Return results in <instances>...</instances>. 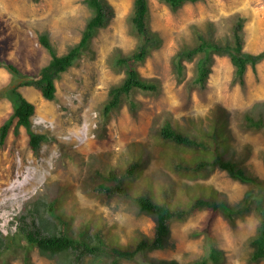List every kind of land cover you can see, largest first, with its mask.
I'll return each mask as SVG.
<instances>
[{
    "label": "rangeland",
    "instance_id": "1",
    "mask_svg": "<svg viewBox=\"0 0 264 264\" xmlns=\"http://www.w3.org/2000/svg\"><path fill=\"white\" fill-rule=\"evenodd\" d=\"M110 1L116 10L114 18L99 30L82 57L61 74L55 99L43 97L35 85L19 87L36 104L34 128L46 133L48 140L34 151L28 131L22 127L19 135L11 132L5 146L0 147V173L9 180L6 190L15 181L23 183L0 199V228L5 233L11 226L15 228L13 222L17 215L26 213V206L31 207L38 198L64 195V205L75 215V230L82 217L101 218L106 222V230L126 243L134 242L142 234L154 236L155 222L151 216L138 212L137 204L129 197L97 190L95 179L98 168L119 163L122 152L134 147L128 145L130 142L145 141L144 156L149 158L148 164L131 182L139 190L145 178L159 179L156 182L158 198L166 200L162 180L167 178L168 171L164 160L156 154L158 147L148 142L152 125L163 124L164 111L184 122L185 117L205 116L216 104L226 107L232 113L234 148L240 152L249 146L251 152L246 165L264 178V131L243 129L238 113L264 100V60L255 67L248 66L242 86L234 82L235 67L229 56L217 55L205 89L193 85L194 62H188L187 77L183 81L177 79L172 64L173 54L181 46L193 43V24L203 26L213 21L217 35L224 36L232 32L238 15L245 18L246 49L263 50L264 0H199L187 2L177 10L163 0H149V23L162 35L163 43L139 69L146 76L159 77L162 89L157 93L135 91L132 96L139 105L137 113L130 111L127 101L105 124L102 110L109 89L125 75L112 64V50L119 46L128 52L138 43L136 28L130 21L134 0ZM91 14L92 9L84 0H0V57L10 60L25 73L37 74L51 59L40 42V33L49 32L59 52L64 53L80 40ZM17 83V76L0 67V126L13 112L9 90ZM172 176L176 188L175 194L168 190L172 201L176 196L189 200L181 187L184 181L214 185L231 203L238 202L249 188L247 183L219 168L197 179L176 172ZM209 214V209H203L185 220H173L169 246L150 251L148 255L176 258L181 264H192L201 258L206 251L204 234L195 236L193 232L205 226ZM259 222V215L252 213L232 225L222 212L218 213L212 229L216 244L226 252L222 264H264V260L258 263L249 260L250 239ZM32 256L39 264H59L37 247L32 248ZM9 258L11 264H21L19 255L12 254ZM123 264H147V261L144 255H138L124 260Z\"/></svg>",
    "mask_w": 264,
    "mask_h": 264
},
{
    "label": "trees",
    "instance_id": "2",
    "mask_svg": "<svg viewBox=\"0 0 264 264\" xmlns=\"http://www.w3.org/2000/svg\"><path fill=\"white\" fill-rule=\"evenodd\" d=\"M84 1L92 9V14L80 40L66 52H59L49 32L40 33V42L50 53L51 59L37 74L25 73L10 60L0 57V67L7 68L18 77V83L9 90L14 109L0 126V147L5 146L11 132L19 135L22 127L28 131L29 144L34 151L39 150L48 140L46 133L34 128L36 104L19 87L35 85L46 99L56 98L57 80L61 74L82 57L99 30L106 27L116 14L115 6L110 0ZM163 1L171 9L177 10L187 2L199 0ZM149 12V0H134L130 21L136 28L137 46L128 52L119 46L112 50V64L123 70L125 75L109 89L102 110L105 124L127 101L130 111L134 115L137 113L139 105L132 96L135 91L157 93L162 89L159 77L146 76L139 69V65L163 43L162 35L149 23ZM192 32L195 36L193 43L181 46L173 54L172 64L177 79L183 81L187 77L188 62H194L193 85L196 88L207 87L217 55L229 56L235 67L234 82H240L242 86L245 85L248 66L255 67L264 60V49L259 52L246 49L245 18L241 15L235 19L230 34L218 36L213 21H207L203 26L193 24ZM238 113L241 118L239 124L243 129L264 131V100L241 109ZM164 114L161 126L152 125L148 142L158 147L156 154L164 160L168 171L167 178L162 180L166 200L158 198L160 193L156 182L159 179L145 178L139 190L131 182V178L141 175L148 164L149 158L144 156L145 141L130 142L128 145L134 147L122 152L119 163L98 168L95 179L97 190L109 195L129 197L137 204L138 212L151 216L155 222L154 236L142 234L134 242L126 243L120 236L107 231L106 222L101 218L82 217L75 230V215L69 213L64 205V195H57L52 199L40 197L31 207L26 206V213L17 215L13 222L16 224L14 229L11 226V230L5 233L0 228V263L11 264L9 255L13 254L21 257V264H39L32 256V248L37 247L43 255L55 258L59 264H123L124 260L135 259L138 255H144L147 264H181L176 258H156L148 254L169 246L173 220H185L203 209L210 210L209 217L205 226L195 230L193 235L204 234L206 251L192 264H222L225 260L226 252L216 244L212 229L220 212L232 225L252 213L259 215V226L250 239L252 249L249 260L254 263L264 260V178L246 165L251 152L249 146L240 152L234 148L231 111L216 104L205 116L185 117L184 122L166 111ZM216 168L227 171L232 178L249 185L238 202L231 203L214 185L200 181L182 182L181 187H184L185 192L181 191L189 196V200L178 196L174 201L169 199L168 190L172 194L176 192L171 181L173 172L197 179Z\"/></svg>",
    "mask_w": 264,
    "mask_h": 264
},
{
    "label": "bare ground",
    "instance_id": "3",
    "mask_svg": "<svg viewBox=\"0 0 264 264\" xmlns=\"http://www.w3.org/2000/svg\"><path fill=\"white\" fill-rule=\"evenodd\" d=\"M42 107V106H41ZM47 173H45L46 175ZM9 184L8 177H5V174L3 172L0 173V199H2V196L4 193H6L8 190H14L17 189L21 184L23 185L22 182H14L13 185L10 187V189L6 190V186Z\"/></svg>",
    "mask_w": 264,
    "mask_h": 264
}]
</instances>
